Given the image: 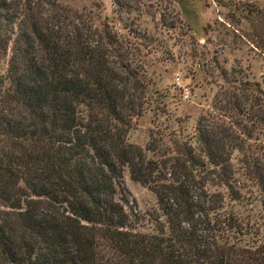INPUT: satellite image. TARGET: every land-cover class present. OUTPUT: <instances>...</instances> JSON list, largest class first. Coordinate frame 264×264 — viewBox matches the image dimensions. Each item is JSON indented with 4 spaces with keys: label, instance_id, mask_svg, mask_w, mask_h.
Wrapping results in <instances>:
<instances>
[{
    "label": "trees",
    "instance_id": "1",
    "mask_svg": "<svg viewBox=\"0 0 264 264\" xmlns=\"http://www.w3.org/2000/svg\"><path fill=\"white\" fill-rule=\"evenodd\" d=\"M245 7V35L264 54V10ZM94 16L56 0H0V264H264L255 226L224 208L240 200L233 131L200 117L188 141L128 143L147 81ZM240 86L241 100L225 96L217 109L264 122V88ZM124 171L155 198L151 232L125 209Z\"/></svg>",
    "mask_w": 264,
    "mask_h": 264
},
{
    "label": "rangeland",
    "instance_id": "2",
    "mask_svg": "<svg viewBox=\"0 0 264 264\" xmlns=\"http://www.w3.org/2000/svg\"><path fill=\"white\" fill-rule=\"evenodd\" d=\"M56 1L95 15L96 26L106 21L132 48L147 81V105L131 121L128 143L144 148L149 142L169 146L174 137L188 141L200 117L233 131L242 148L230 154L231 186L240 200L226 199L224 208L255 226L251 237L264 239V188L259 183L264 181V122H256L251 113L217 109L225 96L241 100L242 82L264 88V54L246 37L250 24L242 12L248 4L264 10V0H120V7L112 0ZM245 95L254 103L257 93ZM122 182L126 211L139 219L138 230L151 232L152 192L126 171Z\"/></svg>",
    "mask_w": 264,
    "mask_h": 264
}]
</instances>
